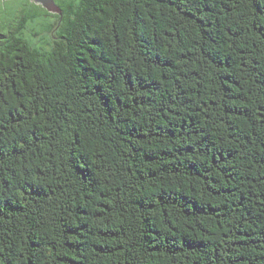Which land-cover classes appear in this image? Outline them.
Segmentation results:
<instances>
[{
    "label": "trees",
    "instance_id": "1",
    "mask_svg": "<svg viewBox=\"0 0 264 264\" xmlns=\"http://www.w3.org/2000/svg\"><path fill=\"white\" fill-rule=\"evenodd\" d=\"M54 3L0 22V264H264V0Z\"/></svg>",
    "mask_w": 264,
    "mask_h": 264
},
{
    "label": "rangeland",
    "instance_id": "2",
    "mask_svg": "<svg viewBox=\"0 0 264 264\" xmlns=\"http://www.w3.org/2000/svg\"><path fill=\"white\" fill-rule=\"evenodd\" d=\"M31 2H34L33 0H0V22L3 19V16H5L3 9L6 7L8 9H10L12 6H18V7H22L23 5H27ZM35 3V2H34ZM37 4V3H35ZM38 5V4H37ZM41 6V5H40ZM50 14H52L50 18V20L54 23L56 21L55 17H54V12H50ZM17 22V20H15L14 24Z\"/></svg>",
    "mask_w": 264,
    "mask_h": 264
},
{
    "label": "water",
    "instance_id": "3",
    "mask_svg": "<svg viewBox=\"0 0 264 264\" xmlns=\"http://www.w3.org/2000/svg\"><path fill=\"white\" fill-rule=\"evenodd\" d=\"M38 5H41L43 8L48 10L49 12L57 13L59 12V8L54 3V0H33Z\"/></svg>",
    "mask_w": 264,
    "mask_h": 264
}]
</instances>
